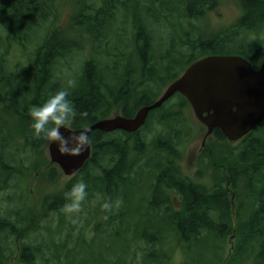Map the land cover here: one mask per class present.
<instances>
[{
	"label": "trees",
	"instance_id": "trees-1",
	"mask_svg": "<svg viewBox=\"0 0 264 264\" xmlns=\"http://www.w3.org/2000/svg\"><path fill=\"white\" fill-rule=\"evenodd\" d=\"M240 1L244 16L229 30L207 38L201 33L194 36L184 30L186 39L162 43V48L167 46L159 56L154 49L156 37L153 26H149L150 21L151 24H160L164 18L178 14L193 26L194 22H205L220 0H0V19L6 32L4 38L0 37V50H5L0 53V264H9L13 256L19 257L18 263H14L13 258V264H35V257L43 250L41 244L23 242L28 235H22L24 227L29 216L36 212L33 213L34 209L27 201L30 199L27 198L30 194L26 193L28 186L21 182L30 170L39 173L40 180L47 181L49 185H56L59 181L58 166L46 157L50 140L43 135H33L29 114L32 105L43 104L50 94L68 86L63 81L69 73L57 78L59 67L67 60L72 64L82 52L88 53L86 48L90 41L98 44L94 54L88 53L76 86L70 89L69 99L77 109V116L69 125L71 128L88 127L115 113L132 117L141 107L154 103L162 90L180 76L175 65H183L185 70L205 56L230 54L244 56L256 63L264 41L261 39L264 33L261 30L264 27V0ZM122 10L130 12L123 18L119 15ZM131 11L134 12L132 17ZM65 14L68 15L66 18ZM129 17L133 20L131 37L123 26ZM114 27L117 31L123 30L124 36L132 42L133 47L130 46L128 53L113 47L108 33ZM37 28L44 29V33L35 40L32 33ZM13 44L22 47L27 61L7 66ZM135 55L137 62L134 61ZM112 58L122 61V71L119 74L115 72L114 77L108 80L105 72L112 67L107 60ZM154 86L157 90L151 89ZM177 99L160 118L154 120L155 123H165V127L157 132L152 144L141 137L142 129L137 133L93 132L91 158L60 195L46 194L37 213L38 219H52L56 217L52 213L57 214L60 226L49 230V233L60 235L67 216L64 205L70 202L65 193L79 179L87 182V193L102 195L103 204L106 200L121 201V190L133 185L136 176L147 170L154 173L149 195L143 196L142 200L145 205L147 203L146 210L166 215L167 237L175 230L181 244L196 241L204 235H213L226 243L228 236L234 233L256 253L257 264H264V139L259 133H254L258 128L264 129V121L248 133L228 156H222L217 164H211L215 172L213 186L209 188L183 173L184 148L193 131L186 125L187 119L179 116L190 104L181 94ZM85 111L88 115L81 116L80 113ZM149 117L143 127L145 129L152 124ZM213 135L219 141L227 140L219 129H215ZM207 148H204L203 156L214 155L210 147ZM222 164L226 177L219 173ZM95 170L99 172L95 174ZM11 188L17 191L18 197L13 209L4 206L2 197L3 192ZM172 192L180 197L181 209L173 206ZM233 194L236 195L234 198ZM230 197L239 201L240 212L236 215L235 228ZM122 206L124 209L125 204ZM97 210L96 227L102 224L103 230L114 228L112 235H120L122 228L118 229L114 224L125 219L126 211L112 215V210H104L101 206ZM141 225L143 229L137 222L136 227L140 229L133 238L134 244L139 241V247L140 243L146 245L142 249L143 262L138 259L135 251L138 249H133L134 244L128 240L125 252H129L131 257L127 259L123 254L118 258L111 257L113 263L163 264V225L143 222ZM15 241L17 248L14 254ZM55 246L57 264H69L71 256L78 252L69 248L66 242ZM224 259L225 256L222 263Z\"/></svg>",
	"mask_w": 264,
	"mask_h": 264
},
{
	"label": "rangeland",
	"instance_id": "rangeland-1",
	"mask_svg": "<svg viewBox=\"0 0 264 264\" xmlns=\"http://www.w3.org/2000/svg\"><path fill=\"white\" fill-rule=\"evenodd\" d=\"M129 12L130 11L122 10L119 12V15H122V17L124 18L126 13ZM132 13L134 12L131 11V17ZM157 14L160 13L158 12ZM67 16L68 15L65 14L64 18H66ZM120 16L118 21L120 23L118 24L119 28L122 25L120 22ZM243 16L244 9L242 8L240 0H220L217 8L209 12L208 18L205 22L204 20L200 22H194L193 26H190V24L186 20L181 18L178 14H175L174 17H170L169 19L164 18L165 20L160 24L153 23V25L151 24L152 21H150L149 26L151 28L153 26L154 35L156 37V45L154 49L156 53L161 56L163 54L162 52L166 50L167 46L164 45V47L162 48L161 44H167L173 39L175 40V42H181L182 40H185V31L194 36L201 33L202 36L207 38V36H211L212 34L218 32L221 33V31L232 27ZM131 17L125 19L123 23V26L129 32V37L132 36L131 30L133 20ZM261 30L264 31V27L261 28ZM43 33L44 29L37 28L35 32L32 33V35L36 40L41 38V35ZM108 34L111 37L113 47L120 48L127 53L128 50L130 51L131 47H133L132 42L124 36L123 30L117 31V27H114ZM120 34L122 35V37L120 36ZM5 36L6 32L0 19V37L4 38ZM261 39L264 40V33L263 35H261ZM97 48L98 44L94 41H90L88 43L86 51L89 54H94V51ZM31 50H33V48H31ZM3 52H5V50H0V53ZM88 53L82 52L78 54L75 57L74 61H72V64H69L67 60L62 64V66H58L59 69L57 72V78L61 79L63 77V74L66 72L69 73V76H67L63 81L65 84H67V81L71 78H74L77 82L85 58L89 57ZM114 53H118V50H114ZM259 54V60H264V41L262 43V49ZM112 59L107 60V62L111 63L110 66L112 67L105 72L106 78L108 80L114 77L115 72H118L119 74L122 71V61L120 59L119 61ZM25 61H27V56L24 54L22 47L18 44H13L12 52L8 57L7 66H14L17 63ZM134 61H138V57H136V55L134 56ZM66 67H69L68 69L71 70H66ZM114 67H117V69H115ZM175 67L180 72L179 75L184 72V70L182 69L184 67L183 65H175ZM154 88L155 90H157V86H154L151 89L154 90ZM150 95L151 94H148V96ZM177 98L178 94L172 97L164 107L153 111V113L150 115L149 121L150 124H152L147 129L142 128L141 130V137L145 142L152 144L154 138L157 135V132L163 131L165 123H155L154 120L160 118L165 113V109L168 108L171 103L177 102ZM1 116L2 115H0V119ZM179 116H183L187 119L186 125L190 126L193 131L191 139L188 141L184 148L183 159L181 161L183 173L211 188L213 186L212 183L215 172V170L211 167V164H217L222 156H228V154L232 150L238 147L240 141H219L214 135H212L207 138L205 142L206 145L203 146L204 138L206 136V128L196 118L192 108L190 106L185 107L184 110H182V114ZM255 132L259 133V135H261L264 139V129L258 128L254 131V133ZM207 147H210V150L213 151L212 153L214 155L210 157L203 156L202 152L204 148L208 149ZM46 157L51 163L48 148L46 150ZM53 165L56 166V164ZM221 166L222 167H220L219 173L226 177V172L223 167L224 165L222 164ZM57 169L60 177L58 184L56 185H49L47 181H41L39 173L34 170H30L27 173L26 178L22 181L23 183L21 182V184H25L28 186L26 193L30 194V196L27 197L30 199L27 201L30 205L29 207H32L34 209L33 213L36 212L35 214H31L29 216V221L24 227L22 235H25L26 233H28V235L24 238L23 242L32 245L41 244L43 249L42 252L35 257V264H57L59 261L57 260V246H55V244H60L61 242H66L69 248H72L73 250L77 249L78 251L76 254L71 256L69 264H115L112 262L114 261V259L112 258H118V256L121 254L125 255V257L129 259L131 257V254L129 252L126 253L127 241L130 240L134 244L135 239L133 237L136 235L137 230L140 229L138 226L136 227L137 222L140 223L141 229H143L141 222H143L144 224L147 223L149 225H163V230L161 231L164 236L162 243L165 250L162 262L163 264H227L229 262H233V264H257L256 253L253 252V250H249L247 243L244 244L242 242V239L238 238V236L234 233L228 236V238L226 239V243H223L220 238H217L213 235H204L202 238L196 241L183 242L181 244L179 241V237L177 236L178 234L175 230L174 233L172 232V234H169L167 237L166 215L159 212L146 210L147 203L145 205L144 200H142L143 196L149 195V189L151 187L150 182L154 173L147 172V170L141 172L136 176V182L133 185H129L121 190L120 198L122 203H120L119 206H114L111 211L112 215L120 214V212H124V210L127 213L125 219L121 223L114 224V227L118 229L122 228L120 235H112L115 232L114 228L103 230L104 228L101 227L102 224L99 228L96 227V217L99 214L97 208L98 206L102 205L103 201L102 195L98 192H88L87 197L82 202L83 206L81 211L79 213H67L66 219L63 223L64 229H62V233L60 235H51V233H49V230H56V228L60 226V222L57 219V214L52 213L53 215H56L55 218H52L54 220H52L51 218L39 220L37 217V213L40 212L41 203L46 194H53L55 196L60 195V193H62L61 191L65 189V186L73 179V177L65 176L62 170L59 169V167ZM98 172L99 170L94 171L95 174H97ZM15 183H17V181H15ZM224 186L226 188L228 187L227 182L224 183ZM167 192L170 193V191ZM16 193L17 191L12 188L3 192L2 197L4 198L5 207H9L11 209L16 208V200L18 198ZM171 196H173V206L177 207V209H181V200L180 197H178V194L175 192L173 194L172 192ZM230 203L231 206H233V226L235 228L237 224L236 215L238 212H240L239 201L238 199H233L232 197H230ZM123 204H125L124 209L122 206ZM243 208L242 215L244 214ZM74 219L77 220V223H73ZM90 224L93 226H91ZM71 228L74 229L71 230ZM96 229L100 230L101 232L98 233ZM22 235H20V238L22 237ZM140 244L141 247H139L138 241L137 243L132 245V248L138 249L135 250L138 254V259L143 262L142 249L146 248V245L142 243ZM16 248L17 247L15 241L13 245L14 254L16 252ZM223 256H225L224 263L221 262ZM14 257L15 256H13L12 260L9 261V264H13ZM18 262L19 257L16 256L14 263Z\"/></svg>",
	"mask_w": 264,
	"mask_h": 264
},
{
	"label": "water",
	"instance_id": "water-1",
	"mask_svg": "<svg viewBox=\"0 0 264 264\" xmlns=\"http://www.w3.org/2000/svg\"><path fill=\"white\" fill-rule=\"evenodd\" d=\"M177 93L189 101L196 118L207 127L206 137L219 129L230 142H238L264 121V61L255 69L239 55H210L199 59L168 85L154 103L141 107L134 116L117 113L88 126L90 137L95 131L138 132L150 112ZM81 130L61 128L65 136ZM48 152L51 163L58 165L65 176L72 177L91 158L92 144L81 154L71 155L61 154L58 144L50 141Z\"/></svg>",
	"mask_w": 264,
	"mask_h": 264
},
{
	"label": "clouds",
	"instance_id": "clouds-1",
	"mask_svg": "<svg viewBox=\"0 0 264 264\" xmlns=\"http://www.w3.org/2000/svg\"><path fill=\"white\" fill-rule=\"evenodd\" d=\"M67 87L50 94L46 102L40 105H32L29 114L32 119L31 128L36 137L44 136L48 140L58 144L61 154L79 155L86 150L91 143L90 129L86 126L78 132H71L65 136L61 131L62 127H68L77 116V109L69 99L70 89L76 86V80L71 78L67 81ZM81 116L88 113L81 112ZM87 182L81 178L71 189L65 193L70 202L65 203L64 211L68 214L79 213L82 209V202L87 197ZM121 201H104L102 209L111 211L115 206H119ZM73 223H77L74 219Z\"/></svg>",
	"mask_w": 264,
	"mask_h": 264
},
{
	"label": "flooded vegetation",
	"instance_id": "flooded-vegetation-1",
	"mask_svg": "<svg viewBox=\"0 0 264 264\" xmlns=\"http://www.w3.org/2000/svg\"><path fill=\"white\" fill-rule=\"evenodd\" d=\"M237 23V22H236ZM235 23V24H236ZM241 56V55H240ZM242 57H244V56H242ZM244 58H246V57H244ZM249 62H251L250 61V59H248V58H246ZM264 60H259V58H258V60L256 61V63L255 64H253L252 62H251V64L253 65V67L255 68V69H258L259 67H260V65L262 64V62H263ZM191 107V106H190ZM204 140H205V138H204ZM229 185H231V183L229 184ZM236 195L235 194H233V198L235 197Z\"/></svg>",
	"mask_w": 264,
	"mask_h": 264
}]
</instances>
